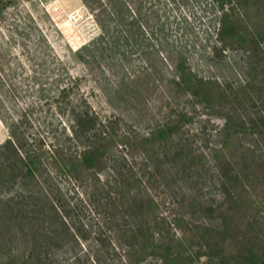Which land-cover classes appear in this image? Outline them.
<instances>
[{"label":"rangeland","instance_id":"obj_1","mask_svg":"<svg viewBox=\"0 0 264 264\" xmlns=\"http://www.w3.org/2000/svg\"><path fill=\"white\" fill-rule=\"evenodd\" d=\"M247 2L250 14L264 8L263 0ZM220 16L214 0H17L0 14V154L13 130L25 145L64 144L78 113L141 135L183 123L167 146L181 140L199 162L180 168L164 164L147 185L168 217L220 228L224 197L213 151L228 136L237 158L253 163L264 154V41L253 55L241 46L216 53ZM182 67L235 92L247 86L245 96L235 104L194 97L180 85ZM234 105L237 117L228 128L223 115ZM242 121L249 124L241 127ZM70 144L71 153L77 146ZM119 150L113 154L121 155ZM43 165L33 180L0 182V207L19 192L51 189L69 213V226L86 230L90 238L53 239L50 260L116 263L112 250L118 233L106 208L92 202L90 177L79 184ZM246 206L244 222L264 234L263 187ZM61 221L53 223L52 232ZM166 231L181 237L177 228ZM11 244L23 253L31 242L18 236ZM145 264L159 262L150 258Z\"/></svg>","mask_w":264,"mask_h":264},{"label":"trees","instance_id":"obj_2","mask_svg":"<svg viewBox=\"0 0 264 264\" xmlns=\"http://www.w3.org/2000/svg\"><path fill=\"white\" fill-rule=\"evenodd\" d=\"M16 1L0 0V14ZM214 1L221 11L216 53L222 55L226 50L241 46L253 55L264 41V8H254L250 14L247 0ZM180 85L207 102L221 98L232 104L242 100L243 90L247 89L245 86L235 92L231 85L198 78L186 67L181 69ZM232 108L223 115L228 128L237 117L238 109L235 105ZM247 124L248 121H242L240 125ZM120 125L112 121L102 123L89 113H78L70 136L59 145H48L45 141L25 145L13 130L11 137L1 145L0 159L3 158L4 164L0 166V182L16 181L19 177L33 180L44 163L63 178L79 184L90 177V198L106 208L109 225L118 233L112 255L119 259L105 264H145L150 258L159 264H264V234L252 229L243 216L246 201L257 188H264V154L253 163L245 161L247 157L237 158L227 136L213 151L224 197L219 211L221 226L186 224L179 217L163 214L159 201L151 195L147 185L162 173L160 169L164 164L172 168L177 164L180 168L199 162V156L183 141L167 146L183 123L159 126L145 135ZM71 142L77 148L70 153ZM118 149L121 155H114L113 151ZM1 202L0 264H56L49 254L53 239L90 238L86 230L69 226L66 220L69 213L62 211L51 189L37 192L31 188ZM59 220H62L59 229L54 231L59 234L53 236L52 225ZM172 227L180 230V238L166 231ZM18 236L31 242L28 251L20 253L12 247L11 243Z\"/></svg>","mask_w":264,"mask_h":264}]
</instances>
